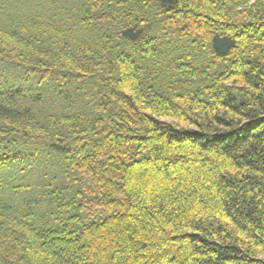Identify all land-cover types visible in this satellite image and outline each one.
Here are the masks:
<instances>
[{
	"label": "trees",
	"instance_id": "trees-1",
	"mask_svg": "<svg viewBox=\"0 0 264 264\" xmlns=\"http://www.w3.org/2000/svg\"><path fill=\"white\" fill-rule=\"evenodd\" d=\"M0 264H264V0H0Z\"/></svg>",
	"mask_w": 264,
	"mask_h": 264
}]
</instances>
